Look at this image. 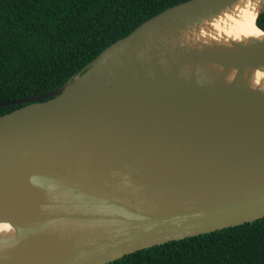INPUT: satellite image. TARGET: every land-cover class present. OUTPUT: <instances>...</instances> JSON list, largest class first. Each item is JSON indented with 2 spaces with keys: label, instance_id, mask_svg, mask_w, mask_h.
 I'll use <instances>...</instances> for the list:
<instances>
[{
  "label": "water",
  "instance_id": "obj_1",
  "mask_svg": "<svg viewBox=\"0 0 264 264\" xmlns=\"http://www.w3.org/2000/svg\"><path fill=\"white\" fill-rule=\"evenodd\" d=\"M235 1L168 6L54 89L0 101L24 103L0 115V264H106L264 217V90L207 73L264 71V36L176 41Z\"/></svg>",
  "mask_w": 264,
  "mask_h": 264
},
{
  "label": "trees",
  "instance_id": "obj_2",
  "mask_svg": "<svg viewBox=\"0 0 264 264\" xmlns=\"http://www.w3.org/2000/svg\"><path fill=\"white\" fill-rule=\"evenodd\" d=\"M184 0H0V101L45 93L101 49ZM264 31V10L255 20ZM24 103L0 106V115ZM106 264H264V217Z\"/></svg>",
  "mask_w": 264,
  "mask_h": 264
},
{
  "label": "bare ground",
  "instance_id": "obj_3",
  "mask_svg": "<svg viewBox=\"0 0 264 264\" xmlns=\"http://www.w3.org/2000/svg\"><path fill=\"white\" fill-rule=\"evenodd\" d=\"M262 2L263 0H236L217 11L218 13L184 29L176 41L178 44L186 43L194 47L228 46L232 42H245L251 38L263 37L264 34L254 26L255 13ZM207 73L223 81L236 79L247 88L264 90V71L212 67ZM11 234L8 224L0 222V237Z\"/></svg>",
  "mask_w": 264,
  "mask_h": 264
}]
</instances>
